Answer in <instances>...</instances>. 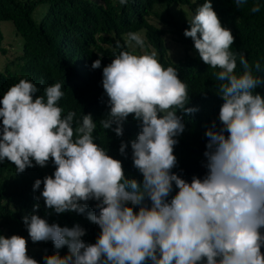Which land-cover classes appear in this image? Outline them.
I'll return each instance as SVG.
<instances>
[{
    "label": "clouds",
    "instance_id": "9594fccd",
    "mask_svg": "<svg viewBox=\"0 0 264 264\" xmlns=\"http://www.w3.org/2000/svg\"><path fill=\"white\" fill-rule=\"evenodd\" d=\"M233 2L242 9L248 0ZM260 8L256 3L250 11ZM187 19L184 35L194 41L203 63L217 70L216 93L223 100L219 124L214 119L206 125L203 177L188 181L173 171L184 116L198 108L188 106L187 84L174 67L159 62L155 50L139 55L122 50L102 72L108 111L99 126L123 138L129 116L137 122L131 157L142 181L129 177L123 161L95 142L91 113L82 118L74 110L62 114L60 82L37 95V85L21 79L0 100V162L15 165L16 173L54 165L52 174L35 180L37 202L23 217L33 243L68 247L64 256L46 253L44 264H264V95L256 91L264 79L254 75L264 67L231 50L235 36L212 0ZM125 44L143 50L145 39L129 32ZM116 47L123 46L117 41ZM91 67L100 68L101 59ZM128 146L121 139L125 158ZM41 199L56 214H86L100 229L95 243L82 239L86 229L78 223L61 227L42 218ZM90 201L93 210L87 211ZM0 264L40 262L28 255L24 236L0 234Z\"/></svg>",
    "mask_w": 264,
    "mask_h": 264
},
{
    "label": "trees",
    "instance_id": "16d2710c",
    "mask_svg": "<svg viewBox=\"0 0 264 264\" xmlns=\"http://www.w3.org/2000/svg\"><path fill=\"white\" fill-rule=\"evenodd\" d=\"M205 0H127L121 5L119 0H0V23L10 20L15 33L21 39V52L8 60L0 69V100L11 86L26 79L36 84L37 95H44V89L56 82L62 84L64 96L58 102L63 115L68 111L77 112V118L91 113L97 123L93 135L95 142L108 151L109 155L123 161L129 177L142 181V176L133 167L130 141L140 131L137 122L129 116L124 125V137L120 138L110 130H103L99 120L108 111L102 85L103 67L111 63L120 51L135 54L151 53L155 50L157 59L164 67H174L180 79L187 84L189 107L198 111L184 116L185 131L177 137L174 152L177 166L173 171L191 181L193 176L203 177L205 169L202 161L206 149V125L214 119L218 121L219 109L223 103L216 93L218 82L211 69L199 58L194 41L185 37L189 28L188 19L168 13L162 17L153 11L156 5L166 7L185 6L191 15ZM261 5L260 11H250L253 4ZM214 10L222 24L231 29L235 42L231 50L243 52L249 63L259 60L264 67V0H248L242 8H236L233 0H212ZM152 15H155L156 20ZM129 32H141L145 48H128L125 44ZM119 41L122 48L116 47ZM150 46V47H149ZM175 49L178 54H172ZM4 33L0 25V53H6ZM101 59V67L93 69V61ZM239 73L242 67L237 59ZM254 75L264 79V71ZM43 81V83H41ZM264 95V87L256 89ZM103 98V102H102ZM2 106V105H0ZM121 139L129 141L127 158L119 152ZM54 165L30 167L23 173H16L15 165L7 160L0 162V234H13L27 239L28 255L44 264L45 254L59 251L68 254V247L57 250L51 241L33 243L23 223V217L33 212L38 191L33 190L36 179L54 172ZM43 185H41L42 191ZM94 201L89 202L87 211L93 210ZM38 214L49 223L61 227H73L77 223L86 229L82 237L88 243H95L100 232L97 225L87 219L86 214L66 212L56 214L46 209L43 200ZM138 211V208L136 209ZM51 213V214H49ZM264 231V230H262ZM264 252V247L261 249Z\"/></svg>",
    "mask_w": 264,
    "mask_h": 264
},
{
    "label": "rangeland",
    "instance_id": "374dc122",
    "mask_svg": "<svg viewBox=\"0 0 264 264\" xmlns=\"http://www.w3.org/2000/svg\"><path fill=\"white\" fill-rule=\"evenodd\" d=\"M153 11H156L159 15L165 18L168 17L167 15L169 12H171L175 16H178L180 19H187V15H191L188 8L183 5L179 7L176 5L169 8L163 5H156ZM152 17L153 19L155 18L154 20H156L155 15H152ZM0 25L4 33V45L7 48L6 53H0V69H2L8 60L14 58L17 54L21 52V39L20 36H18V34L14 32L15 28L10 20L1 21ZM138 33L143 36V33ZM171 52L174 55L178 54L175 49L171 50Z\"/></svg>",
    "mask_w": 264,
    "mask_h": 264
}]
</instances>
